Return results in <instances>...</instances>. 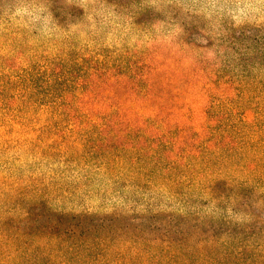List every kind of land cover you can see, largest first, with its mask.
I'll use <instances>...</instances> for the list:
<instances>
[{"label": "trees", "instance_id": "obj_1", "mask_svg": "<svg viewBox=\"0 0 264 264\" xmlns=\"http://www.w3.org/2000/svg\"><path fill=\"white\" fill-rule=\"evenodd\" d=\"M178 5L172 1L159 18L175 24L176 32L141 54L128 51L114 61L100 54L87 64L68 58L38 66L30 59L0 70V131L24 129L25 152L31 153L35 140L38 151L50 157L55 152L81 155L83 131L96 129L104 157L134 159L141 153L139 175L167 160L163 175L184 165L202 177L198 166L204 165L213 199H224L216 188L232 187L229 205L223 201L212 213L195 207L111 215L60 212L44 194L30 192L25 179L0 176V264H264V191L250 180L232 182L224 173L228 166L253 175L264 164V24L231 23L221 34H210L217 46L206 57L197 52L205 46L192 38L194 26L179 20ZM181 43L189 51L177 46ZM180 52L194 57L185 54L189 62H182ZM65 128L74 132L68 136L61 132ZM44 129L54 133L49 137L41 133ZM58 139L62 143L55 147ZM71 139L77 148L66 144ZM118 140H126L128 149L114 155L109 143ZM188 158L194 161L185 163ZM32 206L53 216L51 228L67 227L64 233L28 232L37 221L30 222ZM123 219L142 226L156 220V229L165 234L187 233L183 239L150 243L84 231L113 228ZM197 231L205 236L197 238Z\"/></svg>", "mask_w": 264, "mask_h": 264}, {"label": "rangeland", "instance_id": "obj_2", "mask_svg": "<svg viewBox=\"0 0 264 264\" xmlns=\"http://www.w3.org/2000/svg\"><path fill=\"white\" fill-rule=\"evenodd\" d=\"M172 1L179 3V20L194 26L192 38L200 46H205L198 48L197 52L206 57L217 46L210 34H221L231 23L237 27L264 24V0H0V70L12 64H25L30 59L38 66L41 62L51 61L62 64L68 58H80L87 64V59L100 54L105 58L114 57L113 61L120 56L126 57L128 51L141 54L151 46H158L162 37L176 32L175 24L159 20ZM188 11L192 13L190 16ZM134 14L137 15L131 17ZM177 46L189 51V45L181 43ZM185 54L194 57L192 53L180 52L182 62H189ZM239 97L237 101L242 102ZM42 131L49 137L54 133L53 130ZM25 132L16 126H5L0 131V176L25 179L28 190L44 194L56 211L111 215L116 211L145 212L147 208L178 211L195 207L204 213H212L216 212L217 204L224 201L229 205L231 200L232 187L216 188V195L224 198L222 202L212 198L204 182L207 180L204 165L198 166L202 177L191 174L184 165L163 175L160 170L168 166L167 160L139 175L143 162L141 153H137L134 159L104 157V146H99L97 136L100 131L96 129L83 131L86 137L81 140L84 145L81 155L55 152L50 157L38 151L40 147L35 140L31 153L25 152L28 141ZM61 132L69 136L74 130L65 128ZM72 142L71 139L66 144L72 149L77 148ZM61 143L58 139L54 146ZM161 144L158 151L162 150L164 143ZM109 145L114 155H121L128 149L126 140L112 141ZM193 161L188 158L185 163ZM153 162L157 163L152 161V165ZM251 172L224 167V173L232 182L250 180L260 192L264 191V164L253 175ZM173 179L178 183L174 184ZM31 212L30 222L37 221L30 224L28 232L36 235L59 230L64 233L67 228H51L53 216L42 208L32 206ZM237 218H243V215ZM156 222L148 220L142 226L137 220L123 219L113 228L92 226L84 231L92 237L135 238L150 243L168 238L183 239L187 233L165 234L163 229H156L160 225ZM79 231L77 229V233ZM190 232L195 235L194 229ZM204 234L196 232L197 238Z\"/></svg>", "mask_w": 264, "mask_h": 264}]
</instances>
